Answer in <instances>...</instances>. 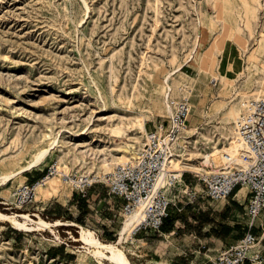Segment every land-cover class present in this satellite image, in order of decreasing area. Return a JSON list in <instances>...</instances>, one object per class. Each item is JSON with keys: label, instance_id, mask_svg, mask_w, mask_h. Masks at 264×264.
<instances>
[{"label": "rangeland", "instance_id": "obj_1", "mask_svg": "<svg viewBox=\"0 0 264 264\" xmlns=\"http://www.w3.org/2000/svg\"><path fill=\"white\" fill-rule=\"evenodd\" d=\"M201 29L202 54L223 64L229 80L240 85L241 93L228 94L229 102L222 105L221 87L228 91L233 87L221 86L220 79L213 82L222 68L209 65L200 72L185 61ZM259 39L264 41V0H0V176L18 170L47 146L51 139L46 133H59V145L44 164L0 185V209L37 213L61 236L2 221L0 264H114L100 260L75 239L80 225L93 229L102 240L118 239L125 218L114 216L121 201L109 194L105 183L98 182L85 194L67 183V191L39 192L38 199L23 208L6 202H13L17 186L44 175L56 160L61 166L69 164L78 177L104 175L99 168L104 160L124 148L134 150L136 144L139 148L136 136L142 138L144 132L136 124L138 116L145 113L147 131L170 121L158 104L165 96L167 77L189 89L172 91L170 100L191 94L188 126L195 125L198 132L189 137V145L194 162L203 167L196 152L228 141L235 123L227 111L261 87L264 51ZM217 41L220 47L215 52ZM180 63L183 67L176 72ZM243 74L248 82L240 79ZM242 108L245 112L244 104ZM118 123L128 126V135L109 132ZM215 159L219 165L220 157ZM195 172L186 170L184 182L174 191L177 206L167 232H143L121 245L132 264H211L217 250L208 249H220L233 236L222 240L209 237L210 232L226 236L233 232L237 237L246 230L247 216L233 217V200L208 197ZM187 185L198 191L196 200ZM58 218L76 224H56ZM262 219L255 224L261 232ZM172 228L178 232L172 234Z\"/></svg>", "mask_w": 264, "mask_h": 264}, {"label": "built area", "instance_id": "obj_2", "mask_svg": "<svg viewBox=\"0 0 264 264\" xmlns=\"http://www.w3.org/2000/svg\"><path fill=\"white\" fill-rule=\"evenodd\" d=\"M213 82L217 83V80ZM191 111V94L187 93L175 102L174 115L169 123L160 122L148 130L144 145L136 157L117 165L113 171L104 175L80 177L72 172L62 174L58 169L59 161L56 160L48 166L44 175L17 186L13 202L6 204L16 208L32 204L38 199V187L45 185L50 176L60 173L64 181L79 193H87L98 182L105 183L109 194L121 201L119 212L114 216L126 219L144 204L145 216L135 225L131 237L150 231L163 233L166 220L177 206L174 191L181 184L176 171L168 168L169 159L176 141L189 125ZM236 132L241 142L240 154L236 159L227 152V161L217 169L205 166L195 172L205 194L214 200L227 199L244 186L249 190L245 211L248 221L244 235L237 242L222 246L209 261L211 264H263L264 253L260 248L261 239L256 233L255 224L264 214V95L252 98ZM164 174L165 183L158 187ZM187 186L192 201L196 200L198 191ZM261 224L264 225V222ZM171 232L176 234L178 230Z\"/></svg>", "mask_w": 264, "mask_h": 264}, {"label": "bare ground", "instance_id": "obj_3", "mask_svg": "<svg viewBox=\"0 0 264 264\" xmlns=\"http://www.w3.org/2000/svg\"><path fill=\"white\" fill-rule=\"evenodd\" d=\"M214 5H215V3H214ZM237 14H238V12H237ZM219 21H221V20H219ZM199 23H200V21H199ZM221 25H223V24H221ZM239 25H240V23H239ZM203 34H204L203 30L201 29L195 46L187 54L186 59L184 58L186 62L190 63L191 65L196 66L200 72L205 70V68L209 65L212 68L219 65V62H214V61L210 62L209 59L204 54H202V52L200 51V42L202 41L201 38H203ZM232 40H233V38H232ZM257 42L260 46V49L264 51V41L262 39H259V40H257ZM216 47L217 48L220 47V42L217 41V43L215 44L214 49H213L214 51L217 50ZM183 64L184 63L179 64V68L176 70V72L181 71ZM243 65H244V63H243ZM219 67L222 68L221 73H219L217 71L218 74L214 76V80L220 79L221 86H224V85L226 86V83H231V87L233 86L230 91H228V89L226 87H221V89L219 91V94L221 97V100H219V102L220 101L221 102L219 103V105L220 104L222 105V103L229 102L226 99V96L228 94H230L231 97H234L236 94H240L241 91L239 89L240 85L236 86V84H235L236 82L234 83L233 80H229L228 76L225 74L226 70H224V68H225L224 65L223 64L219 65ZM243 75L240 78L241 80H247L249 78L247 75H244V76ZM198 78H199V76H198ZM251 78H253V77H251ZM263 80H264V76L262 77V80H260L262 88L259 87L258 88L259 91L255 92V93L253 92V93L245 94L241 97V100H238L237 102H235V104H232L230 108L227 107V108H229V110L227 111L229 119L232 120L233 123H235V126H233V127L231 126V128H230V131H229L230 136L228 137V141L223 142V143L216 141L210 146V148H206L204 150L196 152V155H198V156H196V159H198V160L200 159L202 161V163L204 165L203 167L211 166L214 169H217L220 165L223 164L224 161H227L225 158V153H227V152L231 154L233 159H236L238 157V155L240 154V150H241V142L239 141V139L237 137L236 130H237V125L239 124L240 120L242 119V117L245 114V112H243L242 104H244V107H247L249 105L250 101L252 100V99H250V101H248L249 97L251 98L253 96V98L254 97L257 98L258 96H260V94H264ZM193 81H195V80H193ZM237 81H238V79H237ZM247 82H248V80H247ZM237 84H239V83H237ZM184 85L185 84L180 82V80L177 78H175L173 80V82L170 83L169 77H167L165 79V81L163 82V88H164L165 96L158 101V104L161 106V108H163V110L166 112V114L170 115L171 117L174 115V104L176 102V101L172 102V100H170V98L172 97L171 92L172 91L181 92L182 89H185V91H186L187 89L184 88L185 87ZM187 88H188V86H187ZM187 91L189 92V89ZM249 91H251V90H249ZM173 93H172V95H174ZM187 93L183 94V96L186 95ZM203 93L206 94L207 89H204ZM227 97H229V96H227ZM245 110H246V108H245ZM156 111H157V109H156ZM165 112H164V114H165ZM136 124L144 132L142 135V138H141V136H136L137 142L139 143L140 147L138 148V144H136L134 147V150H130L129 148H124L118 155L113 156L112 159L104 160L100 164L99 168L105 170V173H106V171L107 172H110V170L112 171V167L114 165L117 166L119 164H123V163H126V162L132 160L134 157H136L138 150L141 147H143L144 142H145L146 133H147V128L145 126V113H142L140 116H138V118L136 120ZM197 130H198V128L195 125L190 126V127L188 126L185 129V131L181 134L178 141H176L174 148L172 149V153H171V156L169 159L168 168L176 171L177 177H179L180 183H182L184 181V177H183L184 171L191 170V169L199 171L202 169V167L198 166V164L196 162H194L195 159H193V157H192L194 154V151L192 150V148H190V145H189V143L191 142L189 137H191L192 135H196V133L198 132ZM109 132H111L112 134L122 135V136L128 135V126L126 124H122V123L114 124V125L109 127ZM45 137H49L51 139L49 144L47 146H44V147L38 149L33 154V156L18 170H14V171H11L9 173H6V174H3L2 176H0V185L1 184L2 185L8 184L13 178H15L18 175L23 174L25 171L32 170L38 166H41L42 164H44L47 161V158L49 155H51L52 153H55V149L59 145V133H57V134H54L53 132L46 133ZM58 155L60 157H63L60 154H58ZM217 156L220 157L219 165L217 164L216 159H215V157H217ZM78 159L79 158L77 157V160ZM70 167L71 166L69 164H67L66 162H64V166H61L60 162L58 163V169H59V171H61L60 173H62V174L63 173H69ZM88 169L91 170L92 168L88 167ZM60 173L55 175V176H50V178L47 179V182L45 185L39 186L38 187V195H39V192L41 194H49V193H51L53 191L55 192L59 189H63L65 191H67L66 189L68 187V184H67V182L64 181V178L62 177V175ZM164 183H165V174L162 175V177L160 178V180L158 182V187ZM143 210H144V204H141L136 211H134L133 213H131L130 215H128L126 217L121 228L119 229V237L117 240H102L99 236H97L96 232L93 229L88 228L84 225H80V236L75 237V239L82 241L84 243V247L89 252L93 253L95 256L100 258V260L102 258H107V259H110L111 262H113L114 264H132L129 256L127 255L126 250L121 245L124 242L128 241L130 238L132 240H135V237H131V233H132L135 225H137L142 220V218L145 216ZM34 215L37 218H35ZM2 221H7V222L11 223L13 227H16L18 229L28 230V231L49 230L54 234V236L57 239H61L60 234H58L57 231L53 228V223H51L49 220H47L46 218H43L42 216H40L37 213L33 214L30 212H14V213L10 214V213L4 212L0 209V222H2ZM56 224L75 225L76 222H74L73 220L63 221L60 218H58L56 220Z\"/></svg>", "mask_w": 264, "mask_h": 264}, {"label": "crops", "instance_id": "obj_4", "mask_svg": "<svg viewBox=\"0 0 264 264\" xmlns=\"http://www.w3.org/2000/svg\"><path fill=\"white\" fill-rule=\"evenodd\" d=\"M248 196H249V190H248V188L246 186H244V187L240 188L238 191H236L231 197L227 198L228 200L231 199L234 202V203H232V207H231V210L234 211L233 217H240V216L245 215ZM227 199H224V200H227ZM263 218H264V214H263ZM236 222L238 224H241V222L238 221V219L236 220ZM173 231H176V229L173 230ZM244 233H245V230L240 235H237V237H234V233L233 232L231 234H228L227 236H226V234H222V233L214 234V233L210 232L208 234V236L209 237H218L219 239H222V240L223 239H227V237L233 236L232 238H230L231 242L226 244V245H229V244H233V243L237 242L244 235ZM256 233H257L258 237L261 239L260 248H261V250L264 253V243H263V241H264V231L261 232V230L258 229V230H256ZM223 246H225V245H223ZM213 250H215V251L217 250L218 251L219 248L217 247V248H213V249L212 248L208 249V251H213Z\"/></svg>", "mask_w": 264, "mask_h": 264}, {"label": "trees", "instance_id": "obj_5", "mask_svg": "<svg viewBox=\"0 0 264 264\" xmlns=\"http://www.w3.org/2000/svg\"><path fill=\"white\" fill-rule=\"evenodd\" d=\"M172 217V214H171V216L166 220V222H165V224H164V227H163V231L164 232H167V222H168V220L170 219ZM173 230V228L170 230V231H172Z\"/></svg>", "mask_w": 264, "mask_h": 264}]
</instances>
